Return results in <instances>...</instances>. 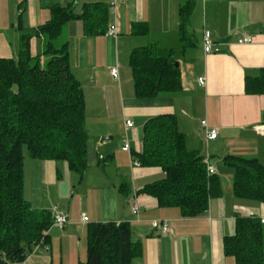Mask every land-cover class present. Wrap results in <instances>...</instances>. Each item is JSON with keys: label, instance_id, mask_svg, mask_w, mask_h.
<instances>
[{"label": "crops", "instance_id": "1", "mask_svg": "<svg viewBox=\"0 0 264 264\" xmlns=\"http://www.w3.org/2000/svg\"><path fill=\"white\" fill-rule=\"evenodd\" d=\"M113 0H0V57L17 58L21 28H38L51 18L50 6L61 4L82 13L87 2ZM187 0H118L116 13L110 8L109 25L116 22L117 35H85L81 19L69 21L64 30L70 41L72 71L83 83L86 106L91 113L87 120L89 132L88 167L84 179V207L80 196L73 203L74 184L59 179L67 172L61 160L25 158V196L34 208H47L52 213L68 216L65 226L50 229L48 245H36L23 262L13 264H79L83 242L87 256V226L91 222L129 221L132 238L139 243L140 254L132 264H236L233 256L224 251V238L236 230L238 216H264V203L238 197L233 191L235 169H224L225 157L235 155L257 158L264 165V94L248 93V77H256L264 70V0H195L190 28L195 33L193 46L182 50L180 7ZM147 23L148 33H132L134 23ZM108 25V26H109ZM209 29L213 39L220 43V51L205 53L202 47L203 31ZM250 35L253 42H241ZM156 42L173 49L185 58L180 62L182 89L165 92L152 98H139L134 92L123 94L121 54L136 47ZM44 38L31 41L33 54L43 50ZM110 55V63L100 62ZM116 63L120 79L110 74ZM204 77L205 83H200ZM104 78V79H103ZM82 79V80H81ZM103 79V81H102ZM108 82V84H107ZM116 105V109L112 107ZM122 105V107H120ZM92 107V109H91ZM109 110L104 113L103 110ZM174 113L179 129L186 134L190 149L202 154L218 153L210 158L220 178L221 195L210 199L208 210L201 216L184 217L178 207L159 206L155 197L138 193L148 182L145 179L164 172L160 167L134 165L135 157L143 151L144 123L148 118ZM121 119L118 123L117 115ZM133 121L132 126L126 120ZM218 128V137L206 146L205 129L201 120ZM125 128L130 151L123 150L114 138ZM121 146V148H120ZM122 156H121V155ZM130 158V173L108 171L107 178L95 171L114 164L116 157L122 168ZM230 166V165H228ZM89 174L88 171L90 170ZM92 176L95 182H88ZM131 175V176H130ZM81 182V183H82ZM135 183V189L132 184ZM95 183L96 190H88ZM125 186V190H120ZM136 198L140 204V220L132 215L129 204ZM69 200V204L62 203ZM89 217L86 223L82 214ZM168 220L171 233L153 226L154 220ZM264 226V225H263ZM264 234V227H263ZM74 259V260H73Z\"/></svg>", "mask_w": 264, "mask_h": 264}, {"label": "trees", "instance_id": "2", "mask_svg": "<svg viewBox=\"0 0 264 264\" xmlns=\"http://www.w3.org/2000/svg\"><path fill=\"white\" fill-rule=\"evenodd\" d=\"M194 2L180 7L182 50L196 41L190 28ZM50 10L51 18L38 28H21L17 58L0 57V264L23 262L34 246L50 242L54 213L34 208L25 196L24 150L32 159L65 160L81 177L88 167L86 97L72 71L70 41L62 36L73 19L83 21L85 35L106 33L110 5L87 2L80 14L58 3ZM132 33L147 34V23H134ZM42 36L43 50L33 54L31 41ZM176 62L175 51L156 42L133 49L130 66L137 97L181 90L182 71ZM246 90L264 94V70L247 78ZM143 130V151L135 159L141 167L162 168L164 176L138 193L155 197L159 206L178 207L184 217L203 215L210 199L221 195L220 178L208 173L204 154L188 147L174 113L148 118ZM225 162L235 169L234 193L264 203V165L257 158L235 155L226 156ZM263 227L259 217L238 216L235 233L224 238L225 254L236 264H264ZM140 251L129 221L91 222L82 264H132Z\"/></svg>", "mask_w": 264, "mask_h": 264}, {"label": "rangeland", "instance_id": "3", "mask_svg": "<svg viewBox=\"0 0 264 264\" xmlns=\"http://www.w3.org/2000/svg\"><path fill=\"white\" fill-rule=\"evenodd\" d=\"M63 37H66V32H65V30H63V36H62V39H63ZM132 51H133V49L131 50V51H128V52H125V53H122L121 54V58H119V60H120V62L122 63L123 62V69L121 68V82H122V89H123V94L126 96V98H128V94L129 93H133L134 92V95L137 97V95H136V92H135V85H134V78H133V74H132V69H131V66H130V56H131V53H132ZM111 57H110V55H107V54H105L102 58H101V60H100V62H102V63H106V64H109L110 63V61H111V59H110ZM176 60H177V62H185V58L181 55V54H179V53H177V55H176ZM113 64H115L114 66H117V64L116 63H113ZM113 66H110V68H112ZM74 73V72H73ZM77 77V76H76ZM78 79H79V77H77ZM104 79V78H103ZM103 79H102V81H103ZM80 80V79H79ZM82 80V79H81ZM82 83V82H81ZM83 84V83H82ZM107 84H108V82H107ZM112 107L113 108H115L116 109V105H112ZM120 107H122V105H120ZM90 108V107H89ZM87 106H86V117H87V120H89V118H90V115H92V117L94 118V116H93V114L91 113V111H90V109H89ZM91 109H92V107H91ZM103 112L104 113H108L109 112V110H107V109H105V110H103ZM117 115V114H116ZM95 119V118H94ZM120 119H121V117H120V115L118 114L117 115V120H118V123L120 122ZM145 124V123H144ZM117 134H118V136L116 137V138H114V142H115V144H117V146H118V142L121 144V146H122V144L125 142V141H127V140H129L128 139V135H127V132H126V130H125V128L123 129V128H121V129H119L118 131H117ZM122 140H124V142L122 143ZM121 146H120V148H121ZM25 151V153L27 154V149H25L24 150ZM204 152L205 153H209V155L210 156H212L211 154L213 153V151H206V150H204ZM215 155H214V157L212 158V159H218V153H214ZM121 155V154H120ZM122 156V155H121ZM125 159V161L127 162V167H124V168H122L121 167V165H120V161H119V159H118V157H116V159H115V162H114V164H112V165H109L107 168H104V169H99V168H96V170L95 171H98V173H100V174H102V175H104V177H106L107 178V175H106V173H109L108 171H111L112 173H115V171L117 170L116 168H115V165H118L119 167H120V173H123V174H126V173H130V171H131V166H132V164H130V158L127 156V158L125 157L124 158ZM211 161V160H210ZM58 163H61V160H59V161H57ZM63 164H61V165H64L65 166V168H66V173L65 172H63V170L61 169V167H60V173H61V177L59 178V179H61V180H65V181H67V182H69L70 184H74V193L76 194V196L75 197H73L72 199H73V203H74V205H75V203H77V199L76 198H78L79 196H80V198H81V205L80 206H82V207H84V201H83V196H84V179H83V182H82V178H81V176H80V174L78 173V172H76L75 170H73V169H71L70 168V166H69V164H68V162L67 161H63L62 162ZM213 166H215L213 163H211ZM216 167V166H215ZM225 168L224 169H226V172L229 170V169H231V170H233V168H232V166H228V165H225L224 166ZM90 171H92L91 170V168H90V170L88 171V174H89V172ZM230 171V170H229ZM234 171V170H233ZM217 173H218V171H217ZM88 174H87V181L88 182H95V180H94V178L92 177V176H88ZM110 174V173H109ZM219 174V173H218ZM131 176V175H130ZM163 177V174H160V175H158V176H155V177H151V179L149 178V179H145V180H148V182H153V181H155V180H158V179H161ZM82 182V183H81ZM95 183L94 184H89L88 186H87V189L88 190H91V191H93V190H96L95 189ZM132 189L134 190L135 189V183L133 182V184H132ZM234 191V190H233ZM62 203H64V204H66V205H68L69 204V200H63L62 201ZM131 204V203H130ZM130 204H129V206H130ZM130 208V207H129ZM131 211V210H130ZM132 213V212H131ZM133 215V214H132ZM81 245H83L82 247H83V255H84V257H82V259H81V261L83 262V263H85L86 262V260H87V256H86V253H85V250H86V246H85V243H84V239H83V242L81 243ZM74 260V259H73ZM72 264V263H71ZM76 264V263H75ZM77 264H79V260H77ZM80 264H82V263H80Z\"/></svg>", "mask_w": 264, "mask_h": 264}, {"label": "built area", "instance_id": "4", "mask_svg": "<svg viewBox=\"0 0 264 264\" xmlns=\"http://www.w3.org/2000/svg\"><path fill=\"white\" fill-rule=\"evenodd\" d=\"M117 3H118V0H113L110 3V8L114 13H116ZM117 33H118L117 25H116V22H114V23L109 25L106 34L115 36V35H117ZM241 42L250 43V42H253V38L250 35H245L241 39ZM202 47H203V50L205 53H215V52H219L221 49L220 43L214 41V39L212 37V33L209 29H205L203 32ZM110 74L112 75V77L115 80H119L120 79V72H119L118 66H113L110 69ZM199 80H200L201 84L205 83L204 77H201ZM133 124L134 123L132 120H130V119L126 120L127 126H132ZM201 125L205 129V133H206L205 141H206V146H207L209 140L216 139L218 137L219 131H218V128H216V127H210L207 119H202ZM123 150L130 151V144H129L128 140L125 141V144L123 146ZM210 158H211V156L209 155L208 152L204 154V162L207 165L208 173L209 174H216L217 168L210 163ZM134 165H139V163L137 161H134ZM130 210H131L132 214L134 216H136V218L138 220H140V204L136 198H134L132 200V202L130 204ZM53 218H54V220H53L54 225L65 226L69 222L68 216L66 214L56 212L53 214ZM259 220L264 225V216H260ZM82 221H84L86 223L89 221V217L87 216V214H85V213L82 214ZM152 224L155 228L160 229L162 231V233H171L172 232V227H171L168 220H164V219L163 220H154ZM4 264H8V263H4Z\"/></svg>", "mask_w": 264, "mask_h": 264}, {"label": "water", "instance_id": "5", "mask_svg": "<svg viewBox=\"0 0 264 264\" xmlns=\"http://www.w3.org/2000/svg\"><path fill=\"white\" fill-rule=\"evenodd\" d=\"M176 66H177V67H179V66H180L179 62H176Z\"/></svg>", "mask_w": 264, "mask_h": 264}]
</instances>
